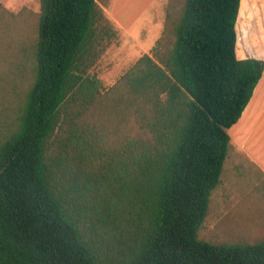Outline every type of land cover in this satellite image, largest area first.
<instances>
[{
	"label": "trees",
	"instance_id": "obj_1",
	"mask_svg": "<svg viewBox=\"0 0 264 264\" xmlns=\"http://www.w3.org/2000/svg\"><path fill=\"white\" fill-rule=\"evenodd\" d=\"M38 2L32 83L0 143V264H264V238L199 236L264 69L236 57L240 0H182L169 47L107 89L96 0Z\"/></svg>",
	"mask_w": 264,
	"mask_h": 264
},
{
	"label": "rangeland",
	"instance_id": "obj_2",
	"mask_svg": "<svg viewBox=\"0 0 264 264\" xmlns=\"http://www.w3.org/2000/svg\"><path fill=\"white\" fill-rule=\"evenodd\" d=\"M25 1L0 0V143L16 128L33 79L39 2L27 0L25 5ZM96 2L109 20L113 35L102 45L91 71L107 89L139 56L151 54L157 39H162L163 49L169 47L174 21L168 19L167 11L170 9L175 19L182 0ZM239 9L236 39L241 44L237 49L243 51L254 38L264 35V0H240ZM241 29L247 32L246 38ZM129 122L132 126V120ZM227 175H231L230 196L223 194V182L214 189L200 238L209 242L264 238V175L242 164Z\"/></svg>",
	"mask_w": 264,
	"mask_h": 264
},
{
	"label": "crops",
	"instance_id": "obj_3",
	"mask_svg": "<svg viewBox=\"0 0 264 264\" xmlns=\"http://www.w3.org/2000/svg\"><path fill=\"white\" fill-rule=\"evenodd\" d=\"M235 52L239 59L249 57L264 62V35L254 38L242 52L237 49L236 39ZM227 133L230 143L222 170V173H226L223 176L221 174V182L224 183L223 194L230 196L228 179L231 175L227 174H230L231 169L235 170L242 164L264 175V69L239 119L227 129Z\"/></svg>",
	"mask_w": 264,
	"mask_h": 264
}]
</instances>
